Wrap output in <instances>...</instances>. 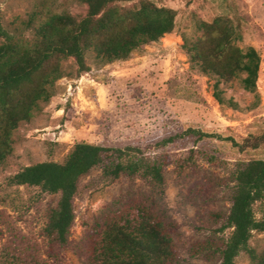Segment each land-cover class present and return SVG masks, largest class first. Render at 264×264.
Masks as SVG:
<instances>
[{
    "label": "rangeland",
    "instance_id": "obj_1",
    "mask_svg": "<svg viewBox=\"0 0 264 264\" xmlns=\"http://www.w3.org/2000/svg\"><path fill=\"white\" fill-rule=\"evenodd\" d=\"M149 1L175 11L172 33L142 45L124 60L104 64L90 52V70L81 76L74 60H65L64 75L55 82L49 102L14 131L13 151L0 164V264H86L97 222L121 198L144 202L167 225L177 253L174 264H220L217 248L231 232L222 227L234 190L233 171L237 162L264 159V143L243 151L214 138L186 137L164 148L156 144L190 127L240 143L264 132V0ZM138 3L118 2L123 7ZM36 10L41 15L31 22ZM63 11L81 16L86 6L80 0H0V25L30 39L40 19ZM217 16L229 17L239 28L241 48L258 51L259 97L235 79L219 84L226 103H218L215 80L193 67L184 53L183 37L198 38V22ZM80 141L139 146L149 154H168L171 163L162 189L141 178L110 181L101 168L91 170L81 178L74 198L76 219L69 243L59 246L44 234L47 212L59 194L15 185L9 178L24 166L63 162ZM181 161L188 165L180 170ZM253 212L257 219L264 218V199L254 203ZM249 244L263 251L264 233L254 231ZM235 264L252 263L241 252Z\"/></svg>",
    "mask_w": 264,
    "mask_h": 264
},
{
    "label": "trees",
    "instance_id": "obj_2",
    "mask_svg": "<svg viewBox=\"0 0 264 264\" xmlns=\"http://www.w3.org/2000/svg\"><path fill=\"white\" fill-rule=\"evenodd\" d=\"M86 11L77 16L63 11L48 13L33 26L32 37L11 34L0 25V164L13 151V133L23 122L42 110L54 94L55 82L64 75L63 62L74 60L76 75L90 70L87 54L101 63L124 60L142 45L157 42L175 27V11L139 0L136 7H123L122 0H80ZM39 12L30 14V21ZM201 35L183 37L182 49L193 67L215 80L214 98L225 104L220 83L240 80L242 88L255 93L261 58L248 46L241 48L239 28L226 16L199 21ZM228 103L236 106L232 100ZM195 137L230 142L239 150L256 149L264 143V132L241 143L231 136L187 128L156 144L164 148L177 140ZM188 159H191L188 157ZM213 160L212 157H210ZM171 163L166 153L149 154L139 146L110 147L77 142L63 162L44 161L24 166L9 178L15 185L39 187L59 194L55 207L47 212L44 234L59 246L69 243L75 222L74 198L80 180L94 168L113 181L120 177L147 180L158 189L165 184L164 172ZM186 165L179 162V169ZM234 190L222 230L230 228L217 248L220 264H235L245 252L252 264H264V250L249 244L254 231L264 233V218L253 212L255 202L264 199V159L237 162L233 171ZM177 253L167 225L144 202L118 199L97 222L86 264H174Z\"/></svg>",
    "mask_w": 264,
    "mask_h": 264
}]
</instances>
